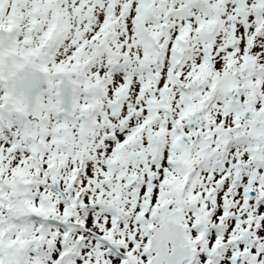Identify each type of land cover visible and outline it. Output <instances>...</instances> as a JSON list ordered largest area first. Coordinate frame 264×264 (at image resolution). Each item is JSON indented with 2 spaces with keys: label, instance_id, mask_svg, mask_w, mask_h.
Masks as SVG:
<instances>
[{
  "label": "snow or ice",
  "instance_id": "snow-or-ice-1",
  "mask_svg": "<svg viewBox=\"0 0 264 264\" xmlns=\"http://www.w3.org/2000/svg\"><path fill=\"white\" fill-rule=\"evenodd\" d=\"M0 264H264V0H0Z\"/></svg>",
  "mask_w": 264,
  "mask_h": 264
}]
</instances>
